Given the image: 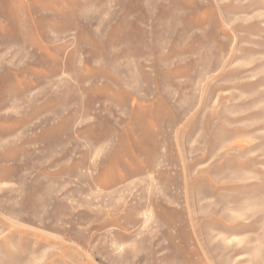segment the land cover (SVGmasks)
Returning <instances> with one entry per match:
<instances>
[{"label": "rangeland", "instance_id": "1", "mask_svg": "<svg viewBox=\"0 0 264 264\" xmlns=\"http://www.w3.org/2000/svg\"><path fill=\"white\" fill-rule=\"evenodd\" d=\"M0 264H264V0H0Z\"/></svg>", "mask_w": 264, "mask_h": 264}]
</instances>
